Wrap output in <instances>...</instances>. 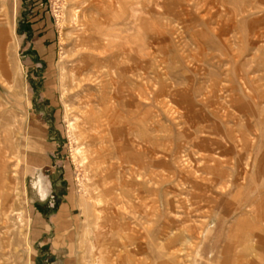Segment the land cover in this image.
<instances>
[{"label": "rangeland", "instance_id": "374dc122", "mask_svg": "<svg viewBox=\"0 0 264 264\" xmlns=\"http://www.w3.org/2000/svg\"><path fill=\"white\" fill-rule=\"evenodd\" d=\"M0 264H264V0H0Z\"/></svg>", "mask_w": 264, "mask_h": 264}]
</instances>
